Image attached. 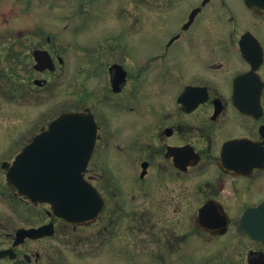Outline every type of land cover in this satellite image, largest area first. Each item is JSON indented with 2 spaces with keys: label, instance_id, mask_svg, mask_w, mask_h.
Segmentation results:
<instances>
[{
  "label": "flooded vegetation",
  "instance_id": "1",
  "mask_svg": "<svg viewBox=\"0 0 264 264\" xmlns=\"http://www.w3.org/2000/svg\"><path fill=\"white\" fill-rule=\"evenodd\" d=\"M59 1L73 7L71 19L81 8L88 14L100 7L112 9L116 16L111 34L87 44V65L73 72V83L82 75L85 85L74 89L76 109L94 115L95 150L103 147L111 159L94 162L86 171L91 181L103 184L105 210L89 225H73L51 213L47 203L18 197V211L23 207L34 215L22 217L24 227L50 223L55 233L26 238L15 248L16 258L29 256V264H62L58 245L49 239L63 230L90 229L100 221L102 227L91 234L101 236L105 264H139L143 253H149L150 264L262 262L264 249L234 242L230 234L236 233L237 220L249 207L264 201V42L257 33L264 28V9H251L241 0L250 14L244 26L227 0ZM149 31L157 43L151 55L143 57L132 41ZM20 36V43L13 33L7 38L9 91L25 97L30 48L27 32ZM51 54L60 56L55 49ZM253 104L259 105L255 113L249 109ZM112 164L125 167L130 178L116 180ZM9 167L0 164V200L5 203L14 193L7 181ZM191 176L201 179L195 194L202 197L192 214ZM207 201L214 203L211 213L217 219L204 225L198 212ZM9 206L13 208L12 202ZM223 216L227 222L221 234ZM0 225L12 240L6 247H11L13 218ZM193 229L219 242L194 246L189 243ZM4 260L15 264L16 259Z\"/></svg>",
  "mask_w": 264,
  "mask_h": 264
},
{
  "label": "rangeland",
  "instance_id": "2",
  "mask_svg": "<svg viewBox=\"0 0 264 264\" xmlns=\"http://www.w3.org/2000/svg\"><path fill=\"white\" fill-rule=\"evenodd\" d=\"M227 1L233 8L238 23L244 24L245 26L248 22L247 17L249 18L250 14L245 9L242 1ZM113 2L116 3L117 0H113ZM112 7L113 6H111V8ZM111 10L104 11V8L100 7L99 10H96L94 13L91 12L88 14L81 8L76 16L71 19L73 7L68 6L60 9L55 6L52 1L46 0L45 3L31 2L29 6H26L19 3L17 4L16 0H0V164L3 162L10 163L17 152L27 144L30 138L38 134L64 109H74L76 105L74 89L77 85V87H80L82 82H84L82 75H80L77 85L73 83L75 78L73 74L74 67L81 66V68H83L84 65H87V44L101 41L103 35H107L108 33L111 34L110 30L115 25L111 23V21L113 18H116L114 12ZM129 11L131 10L129 9ZM98 12H100L99 16H97ZM126 14H128V11H126ZM127 18H129L128 15ZM66 23H68L69 26L67 29L64 28ZM203 23L204 22H202L200 26H202ZM10 30L14 35V39L19 41V43L21 40L20 32L23 30L27 32L30 54L33 48L41 43L42 47L46 49L57 50L65 60L63 69L57 73L46 76L45 74H40L35 71L31 72V79L43 76L46 77L50 83L47 86L38 87L33 82H30L29 92L24 99H10L3 93V91L5 93L9 92L8 73H10V65L7 58V48L9 44L6 42L9 35L12 34ZM257 33L262 37L261 39L264 42V28L257 29ZM48 36L51 38L50 41L47 40ZM151 38L152 32L149 31L140 39H134L136 40L135 42L132 41V45L135 44L136 50L139 51L143 57L150 56L152 46L157 43V40ZM84 51L86 53H84ZM17 52L21 55L22 47L19 46ZM21 61L20 59L19 63ZM28 61L31 71L34 63L31 55H29ZM12 62L13 68L17 70V73H15L16 76H18V81H21L22 71L18 69L19 65L17 66L15 59ZM86 74L87 71L84 72V75ZM86 82L87 81H85V84H87ZM82 86L84 87L85 85L82 84ZM102 148L97 150L94 154L89 167H91L94 162L99 164H106L108 162L110 156L105 155ZM115 161L116 160H114V163L117 164ZM115 164L110 165V167L113 168V175L118 181L130 178L125 167L121 165V167L119 165L114 166ZM101 169H103V167ZM200 182V178L190 177L191 214L202 200V197L195 194L197 185ZM95 184L103 193L104 187L102 182L97 179ZM11 196L13 199L10 198L6 203L0 200V221L5 222L12 218L13 208L9 206L10 202H12L14 206L16 205L14 209H17L19 203L22 204L14 193H12ZM20 209L21 211H19V213L14 210V229L27 225L23 222L21 217L34 219L33 214L24 211L23 207H20ZM191 216L189 219V226L193 228ZM101 227L102 223L99 221L94 226L90 227V229L79 228L76 232L63 230L60 233H56L55 236H53L54 238H50L48 242L52 246L58 245L61 258L60 262L62 264H105L103 246H101V236L97 238L95 237L96 233L91 234V232H97ZM238 228L239 224L233 231L236 233L232 232L233 234H230L231 240L246 244V247L254 246L255 248H259L260 245L257 242L246 241L240 235V229ZM4 232L5 230L2 229L0 225V247H6L12 242L9 236H6ZM127 236L128 231L125 234L126 241L129 240ZM59 237L61 238L59 239ZM215 242L219 241L213 237L204 236L198 233L197 230L196 233H194V229L190 231L189 243L194 244V246H203L204 244ZM33 247L38 248V244H33ZM146 255H149V253L142 255L141 258L146 260L139 261V264H150V258ZM1 264H11V262L2 261Z\"/></svg>",
  "mask_w": 264,
  "mask_h": 264
},
{
  "label": "water",
  "instance_id": "3",
  "mask_svg": "<svg viewBox=\"0 0 264 264\" xmlns=\"http://www.w3.org/2000/svg\"><path fill=\"white\" fill-rule=\"evenodd\" d=\"M245 1L251 7H264V0ZM34 57L36 69L55 68L47 50L36 49ZM36 82L41 83L39 80ZM257 108L259 105L255 104L249 107L253 113ZM96 139L97 124L92 114L75 111L62 113L16 156L8 172V181L20 195L33 201L51 203L55 214L70 223L91 221L101 214L104 206L101 195L84 177ZM241 225L249 238L260 240L264 245V202L247 210ZM48 227L50 225L19 229L15 245L27 236L39 237L52 233L53 230L46 232ZM9 252L13 257L12 250H0V258Z\"/></svg>",
  "mask_w": 264,
  "mask_h": 264
}]
</instances>
